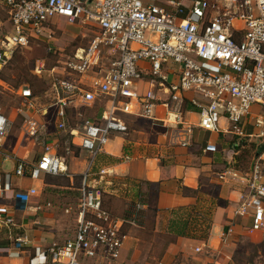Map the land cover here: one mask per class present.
<instances>
[{
    "label": "built area",
    "instance_id": "obj_1",
    "mask_svg": "<svg viewBox=\"0 0 264 264\" xmlns=\"http://www.w3.org/2000/svg\"><path fill=\"white\" fill-rule=\"evenodd\" d=\"M0 1L10 28L0 38V68L33 41L53 40L61 20L66 25L82 23L98 28L86 47L66 56L54 68L58 70H47L54 93L56 128L67 131L69 143L87 153V168L79 189L73 235L43 250L35 248L27 264H114L120 258L126 238L123 227L134 221L117 218L104 209L99 190L88 185L87 177L109 140L127 133L126 116L158 120L155 112L162 108L166 114L160 121L170 128L171 142L186 146L195 127L184 119V104L188 103L197 110L196 126L244 136L247 118L255 129L252 135L264 142V0ZM105 53L111 58L108 63L103 61ZM173 65H178V70L172 69ZM37 67L41 69L43 63ZM139 82L148 84V89L141 92ZM187 92L192 96L187 97ZM17 93L37 115L39 109L30 88L23 85ZM254 104L261 106V111L254 113ZM96 105L99 116L84 114V107ZM73 109L79 120L66 130ZM10 128L11 120L0 107V146ZM44 128L34 115L26 114L23 119L22 132L29 138L36 139ZM58 147V140H44L37 163L27 168L19 161L15 173L28 172L30 178L38 179L43 173L65 172ZM233 152L227 150L231 159ZM227 175L245 183L235 214L250 218V232H263L260 164L255 161L252 170L244 174L229 169L219 178ZM35 193L30 188L14 197L26 203ZM0 222L14 225L1 206ZM233 228L234 223L229 222L221 232L224 242ZM15 241L17 248L24 240L17 237ZM210 264L219 263L214 259Z\"/></svg>",
    "mask_w": 264,
    "mask_h": 264
},
{
    "label": "crops",
    "instance_id": "obj_2",
    "mask_svg": "<svg viewBox=\"0 0 264 264\" xmlns=\"http://www.w3.org/2000/svg\"><path fill=\"white\" fill-rule=\"evenodd\" d=\"M165 1L158 0L159 3ZM109 60L111 58H106L105 53L103 61L108 63ZM171 68L178 70V65ZM148 87L145 82H139L141 92ZM185 95L191 97L192 93ZM253 106V112L261 111ZM160 109L155 112L158 120L126 116L127 133L116 134L109 140L104 151L97 155L87 177L88 185L99 190L104 209L117 218L134 221L123 227L126 238L121 262L210 264L215 259L219 264H251L241 259L243 243H260L264 231L250 232L247 229L250 218L235 214L240 193L246 189L244 181L229 175L221 179L219 174L229 169L249 173L253 163L258 161L264 180V150L256 153L245 169L233 165L241 161V149L254 141L255 129L247 118L244 136L202 129L196 126L197 110L185 103L184 119L195 127L189 144L182 146L171 142L170 128L160 121L166 113ZM71 112L76 113V110ZM87 112L89 116L100 115L99 107L97 110L84 107V114ZM30 115L39 119V115ZM220 123L226 122L221 120ZM235 142L241 143L240 149L234 147ZM70 146L78 149L79 156L72 153L65 160L61 155L67 170L58 174L43 173L38 179L30 178L28 172L16 174V165L19 161L24 162V158L17 154L13 157L18 158H13L7 153L9 149L0 148V154L4 155L0 158V206L5 207L14 220V225L0 222V264H27L34 256L35 248L43 250L52 243H63L73 235L87 153L77 145ZM230 149L234 150L232 159L227 155ZM10 160L13 169L5 170ZM101 169L105 173H100ZM30 188L36 193L30 195L28 202L14 197L15 193ZM181 222H186L185 235L176 233L181 229L177 225ZM229 222L234 223V228L224 242L221 232ZM202 234L207 238H202ZM17 237L24 241L16 248ZM196 247L201 250L197 252ZM257 249L261 253L262 248ZM11 251L18 253L8 255Z\"/></svg>",
    "mask_w": 264,
    "mask_h": 264
},
{
    "label": "rangeland",
    "instance_id": "obj_3",
    "mask_svg": "<svg viewBox=\"0 0 264 264\" xmlns=\"http://www.w3.org/2000/svg\"><path fill=\"white\" fill-rule=\"evenodd\" d=\"M58 25H61V27L55 29L53 40L33 41L30 47L18 49L10 63L0 68V107L3 113L11 120L10 131L0 148L9 149L7 153L11 157L17 154L24 158L27 167L37 161L42 150L43 141L52 137H56L59 140L58 153L65 160H68L72 153L79 156L78 149L70 146L68 142L67 131H59L56 128L55 105L53 104L55 101L54 93L51 91L48 82L50 73L47 70H58L54 68H58L60 61L66 59V56L77 48L86 47L96 35L98 28L94 25L82 23L66 25L59 22ZM9 31L7 15L0 1V38L4 37ZM41 63H43V67L38 69L37 65ZM23 85L28 86L32 91V100L39 109L37 115H39V120L45 126L39 136L36 139L33 138V140L22 132L23 119L26 114H35L33 109H29V112H26L28 107L25 105V100L17 93V90ZM93 108L96 110V106ZM253 109L261 110V106L254 104ZM89 114L87 112L85 115ZM78 118L75 112H69L66 130L75 126L79 120ZM253 140L240 153L243 160L240 164L242 169L248 166L249 161L255 157L263 142L259 137H253ZM26 154L28 155L27 158ZM3 157L4 155L0 154V158ZM11 169H13V162L10 160L5 170ZM262 169L264 172V168ZM243 244V256L241 259L248 260L252 262L251 264H264V252L262 250L261 256L258 249L254 248L251 243L244 242ZM255 249H257L256 254ZM114 264L126 263L121 262L119 258Z\"/></svg>",
    "mask_w": 264,
    "mask_h": 264
},
{
    "label": "trees",
    "instance_id": "obj_4",
    "mask_svg": "<svg viewBox=\"0 0 264 264\" xmlns=\"http://www.w3.org/2000/svg\"><path fill=\"white\" fill-rule=\"evenodd\" d=\"M16 53V52H15ZM14 53V54H15ZM14 56V55H13ZM12 60V59H11ZM10 60V61H11ZM10 61L8 62V64L10 63ZM7 64V65H8ZM68 136V135H67ZM236 137V136H235ZM237 141V140H236ZM240 141V140H239ZM236 144H234V147L235 148H237V149H240L241 148V143L239 144V142H235ZM264 150V142H262V144H261V146L259 147V149L257 150V154H259V153H261L262 151ZM241 151H243V148L241 149ZM243 160L241 159V161H237V162H235L233 165H236V166H238V167H241L240 166V164H241V162H242ZM178 225V227H181V229L180 230H177L176 231V233L178 234V235H185V231H183V230H185V228H186V222H181V223H179V224H177ZM202 238H207V235L206 234H202V235H200ZM251 245L254 247V248H262V250L264 251V239H263V241H261L260 243H258V244H253V243H251Z\"/></svg>",
    "mask_w": 264,
    "mask_h": 264
}]
</instances>
